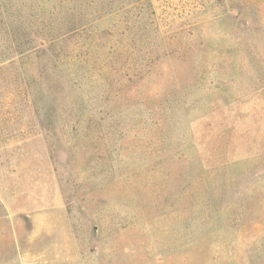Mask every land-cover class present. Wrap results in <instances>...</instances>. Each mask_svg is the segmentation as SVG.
<instances>
[{"label": "rangeland", "instance_id": "rangeland-1", "mask_svg": "<svg viewBox=\"0 0 264 264\" xmlns=\"http://www.w3.org/2000/svg\"><path fill=\"white\" fill-rule=\"evenodd\" d=\"M84 2L0 0V264H264V0Z\"/></svg>", "mask_w": 264, "mask_h": 264}, {"label": "trees", "instance_id": "trees-1", "mask_svg": "<svg viewBox=\"0 0 264 264\" xmlns=\"http://www.w3.org/2000/svg\"><path fill=\"white\" fill-rule=\"evenodd\" d=\"M84 4L81 5L82 9H93L94 19L88 20L87 18L90 15H70L71 19L66 22L65 26L67 29L64 31L65 35H73L77 31H82L87 27H90L96 19H102L110 17L115 11H124L126 7L131 4H140L141 0H125L122 7H117L115 5V0H84ZM130 2V3H129ZM117 7V8H116ZM116 8V9H115ZM39 31H35V34L38 36ZM36 36V37H37Z\"/></svg>", "mask_w": 264, "mask_h": 264}]
</instances>
